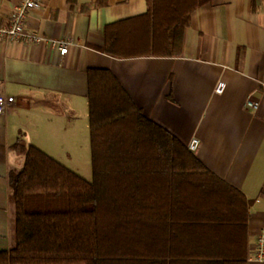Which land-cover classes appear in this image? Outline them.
Here are the masks:
<instances>
[{
  "label": "crops",
  "instance_id": "1",
  "mask_svg": "<svg viewBox=\"0 0 264 264\" xmlns=\"http://www.w3.org/2000/svg\"><path fill=\"white\" fill-rule=\"evenodd\" d=\"M20 1L0 0V25ZM147 9L146 0H43L27 28L44 40L0 39V93L12 99L0 114V250L14 244L9 177L24 164L22 146L33 144L68 166L89 141L87 71L106 68L145 116L185 144L198 137L199 159L253 200L248 264H263L250 257L264 229V0L200 6L178 56L104 52L107 25ZM63 39H71L64 55ZM219 81L226 82L222 94L215 92ZM249 97L256 109L245 105Z\"/></svg>",
  "mask_w": 264,
  "mask_h": 264
},
{
  "label": "trees",
  "instance_id": "2",
  "mask_svg": "<svg viewBox=\"0 0 264 264\" xmlns=\"http://www.w3.org/2000/svg\"><path fill=\"white\" fill-rule=\"evenodd\" d=\"M146 1L107 25L104 52L178 56L212 0ZM87 74L93 178L22 146L9 177L14 244L0 264H248L253 200L145 116L110 69Z\"/></svg>",
  "mask_w": 264,
  "mask_h": 264
},
{
  "label": "built area",
  "instance_id": "3",
  "mask_svg": "<svg viewBox=\"0 0 264 264\" xmlns=\"http://www.w3.org/2000/svg\"><path fill=\"white\" fill-rule=\"evenodd\" d=\"M42 2L43 0H21L11 14L9 22L7 24L0 25V39L8 43L22 41L29 44L39 43L44 40V37L38 32L27 28L29 14L33 10L39 9L42 6ZM70 44L71 39H63L59 41V48L62 55L68 52ZM225 89L226 82L219 81L215 87V92L217 94H222ZM11 102V98L0 93V114L5 111L6 107ZM245 105L248 108L256 109L259 104L249 97L246 99ZM187 145L189 150L196 153L201 146V141L198 137L194 136L190 139ZM250 258L264 264V229L258 233L254 252Z\"/></svg>",
  "mask_w": 264,
  "mask_h": 264
},
{
  "label": "rangeland",
  "instance_id": "4",
  "mask_svg": "<svg viewBox=\"0 0 264 264\" xmlns=\"http://www.w3.org/2000/svg\"><path fill=\"white\" fill-rule=\"evenodd\" d=\"M68 166L78 171L86 179L93 178L90 135L89 141L82 145L80 149L73 151L72 159H67Z\"/></svg>",
  "mask_w": 264,
  "mask_h": 264
}]
</instances>
